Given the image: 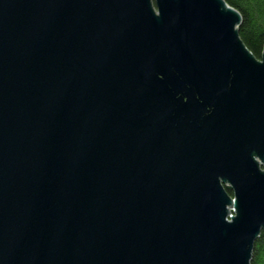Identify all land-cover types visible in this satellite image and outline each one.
Returning <instances> with one entry per match:
<instances>
[{"label":"water","instance_id":"water-1","mask_svg":"<svg viewBox=\"0 0 264 264\" xmlns=\"http://www.w3.org/2000/svg\"><path fill=\"white\" fill-rule=\"evenodd\" d=\"M241 19L226 0H0V264H251L264 49Z\"/></svg>","mask_w":264,"mask_h":264},{"label":"trees","instance_id":"trees-1","mask_svg":"<svg viewBox=\"0 0 264 264\" xmlns=\"http://www.w3.org/2000/svg\"><path fill=\"white\" fill-rule=\"evenodd\" d=\"M242 15L238 24L240 37L247 48L258 59L262 58L264 49V0H226ZM231 196L232 187L226 186ZM251 264H264V229L256 238L251 256Z\"/></svg>","mask_w":264,"mask_h":264},{"label":"built area","instance_id":"built-area-1","mask_svg":"<svg viewBox=\"0 0 264 264\" xmlns=\"http://www.w3.org/2000/svg\"><path fill=\"white\" fill-rule=\"evenodd\" d=\"M229 209L232 212V214H236V211H235V207L234 206H231ZM227 219L228 220H232V217H231V215L229 213H228Z\"/></svg>","mask_w":264,"mask_h":264},{"label":"rangeland","instance_id":"rangeland-1","mask_svg":"<svg viewBox=\"0 0 264 264\" xmlns=\"http://www.w3.org/2000/svg\"><path fill=\"white\" fill-rule=\"evenodd\" d=\"M260 163H261L260 165L262 166V168H264V164H263V162H262L261 160H260ZM230 207H231V206H230ZM230 207H229V208H230Z\"/></svg>","mask_w":264,"mask_h":264}]
</instances>
